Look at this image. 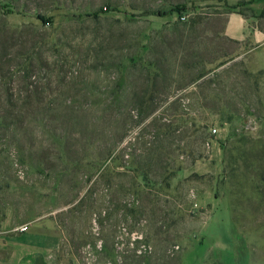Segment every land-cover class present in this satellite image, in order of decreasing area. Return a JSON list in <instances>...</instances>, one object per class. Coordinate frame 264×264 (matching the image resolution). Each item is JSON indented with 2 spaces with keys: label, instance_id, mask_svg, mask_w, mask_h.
Instances as JSON below:
<instances>
[{
  "label": "rangeland",
  "instance_id": "1",
  "mask_svg": "<svg viewBox=\"0 0 264 264\" xmlns=\"http://www.w3.org/2000/svg\"><path fill=\"white\" fill-rule=\"evenodd\" d=\"M253 1L0 0V264L25 224L52 264H264Z\"/></svg>",
  "mask_w": 264,
  "mask_h": 264
},
{
  "label": "crops",
  "instance_id": "2",
  "mask_svg": "<svg viewBox=\"0 0 264 264\" xmlns=\"http://www.w3.org/2000/svg\"><path fill=\"white\" fill-rule=\"evenodd\" d=\"M260 0L253 1L256 8ZM222 34L228 40L250 46L264 44V31L260 29L255 20L245 16L237 10L227 12ZM55 240L51 235L34 231H21L11 240V254L4 264H52L51 251Z\"/></svg>",
  "mask_w": 264,
  "mask_h": 264
},
{
  "label": "built area",
  "instance_id": "3",
  "mask_svg": "<svg viewBox=\"0 0 264 264\" xmlns=\"http://www.w3.org/2000/svg\"><path fill=\"white\" fill-rule=\"evenodd\" d=\"M180 18H181V19H184V16L182 15ZM212 131L215 132L216 130L213 128ZM27 228H28V227H27V225L25 224V225L20 226V227H19V230H20V231H25Z\"/></svg>",
  "mask_w": 264,
  "mask_h": 264
},
{
  "label": "trees",
  "instance_id": "4",
  "mask_svg": "<svg viewBox=\"0 0 264 264\" xmlns=\"http://www.w3.org/2000/svg\"><path fill=\"white\" fill-rule=\"evenodd\" d=\"M183 8V5H175L173 8H171L170 10H181ZM160 12V11H158Z\"/></svg>",
  "mask_w": 264,
  "mask_h": 264
}]
</instances>
